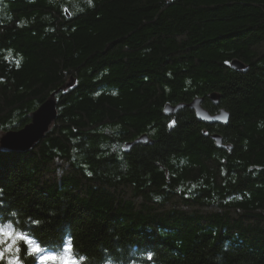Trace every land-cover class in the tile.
I'll use <instances>...</instances> for the list:
<instances>
[{"label": "trees", "instance_id": "1", "mask_svg": "<svg viewBox=\"0 0 264 264\" xmlns=\"http://www.w3.org/2000/svg\"><path fill=\"white\" fill-rule=\"evenodd\" d=\"M52 95L0 222L84 264H264V0H0V137ZM196 99L228 125L165 115Z\"/></svg>", "mask_w": 264, "mask_h": 264}, {"label": "water", "instance_id": "2", "mask_svg": "<svg viewBox=\"0 0 264 264\" xmlns=\"http://www.w3.org/2000/svg\"><path fill=\"white\" fill-rule=\"evenodd\" d=\"M234 70H243L245 66L239 62L232 64ZM70 87V86H69ZM211 100L215 106L219 105L217 95H212ZM203 100L196 99L188 105L167 106L165 115L174 116L179 111L189 108L195 113L197 120L209 126H227L229 123V114L224 110L219 111L215 115H211L203 108ZM57 119V103L55 95H52L40 108L32 114L31 123L19 131H12L4 134L0 138V147L3 150L10 152L25 153L30 151L38 142H40L49 132L50 128ZM218 149H224L221 137L218 135L213 137ZM148 142L145 136L138 141L128 144L126 149H131L135 145Z\"/></svg>", "mask_w": 264, "mask_h": 264}, {"label": "snow or ice", "instance_id": "3", "mask_svg": "<svg viewBox=\"0 0 264 264\" xmlns=\"http://www.w3.org/2000/svg\"><path fill=\"white\" fill-rule=\"evenodd\" d=\"M88 2L91 3V0ZM18 65L19 61H17ZM12 215L15 216V213ZM21 242L27 245L26 254L39 256L40 264H84L86 261V257L78 255L71 240L62 243L56 249L43 248L30 235L18 229L12 221L0 222V261L7 260V264H21L19 258ZM148 258L151 259L150 254Z\"/></svg>", "mask_w": 264, "mask_h": 264}, {"label": "rangeland", "instance_id": "4", "mask_svg": "<svg viewBox=\"0 0 264 264\" xmlns=\"http://www.w3.org/2000/svg\"><path fill=\"white\" fill-rule=\"evenodd\" d=\"M2 136H4V135H2ZM2 136H1V137H2ZM1 137H0V138H1ZM0 148H1V147H0Z\"/></svg>", "mask_w": 264, "mask_h": 264}]
</instances>
